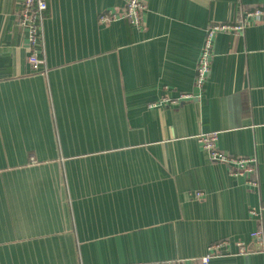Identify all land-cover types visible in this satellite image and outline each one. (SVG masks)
Returning <instances> with one entry per match:
<instances>
[{"label": "crops", "instance_id": "crops-1", "mask_svg": "<svg viewBox=\"0 0 264 264\" xmlns=\"http://www.w3.org/2000/svg\"><path fill=\"white\" fill-rule=\"evenodd\" d=\"M143 3L133 26L98 19L126 0H46L37 72L19 0H0V264L200 259L222 239L230 251L209 264H264L234 245L264 237V21L217 34L194 85L208 25L264 0ZM201 133L255 171L211 161Z\"/></svg>", "mask_w": 264, "mask_h": 264}, {"label": "built area", "instance_id": "built-area-1", "mask_svg": "<svg viewBox=\"0 0 264 264\" xmlns=\"http://www.w3.org/2000/svg\"><path fill=\"white\" fill-rule=\"evenodd\" d=\"M19 24L21 25L27 42V63L31 70L41 72L42 59L40 57V28L43 20L44 11L47 8L46 0H19ZM144 10L143 0H126L125 7L120 12L109 11L98 16L101 22L122 19L133 26H139L141 23V12ZM264 21V8L256 7L246 10L242 13L238 21L215 22L208 25L204 31L203 41L200 47L198 59L195 65L194 85L198 91L202 90L208 77L211 61L213 58V46L215 36L219 33L238 36L242 34L243 29L251 24ZM166 88V87H165ZM189 94L182 93L177 98L171 99L168 95L163 96L158 103H152V106H162L177 104L180 100L190 98ZM217 133H201L197 135V141L201 147L207 151L211 161L226 165L232 174H252L255 171L256 160L252 157H234L221 151L217 146ZM248 184L255 186L254 181ZM201 193L197 192L198 198ZM251 214L257 217L256 211ZM251 239L256 246L248 249L247 245L241 241H235L237 254L242 255L248 251H257L264 255V237L259 230L250 233ZM230 243L225 240H219L207 247L206 253L200 259L190 258L188 260L178 259L165 262L154 263H136V264H209L215 255L228 253Z\"/></svg>", "mask_w": 264, "mask_h": 264}]
</instances>
